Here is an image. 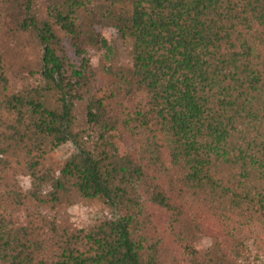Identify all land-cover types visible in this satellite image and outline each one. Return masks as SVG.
I'll list each match as a JSON object with an SVG mask.
<instances>
[{
  "label": "trees",
  "instance_id": "obj_1",
  "mask_svg": "<svg viewBox=\"0 0 264 264\" xmlns=\"http://www.w3.org/2000/svg\"><path fill=\"white\" fill-rule=\"evenodd\" d=\"M77 200L109 215L76 227ZM246 234L264 255V0H0V264H247Z\"/></svg>",
  "mask_w": 264,
  "mask_h": 264
},
{
  "label": "rangeland",
  "instance_id": "obj_2",
  "mask_svg": "<svg viewBox=\"0 0 264 264\" xmlns=\"http://www.w3.org/2000/svg\"><path fill=\"white\" fill-rule=\"evenodd\" d=\"M93 29L99 36L105 38L112 48L111 54L108 56V63L124 66L129 65V41L116 37L115 29L110 26L94 25ZM37 49L38 48L34 46V44H25L22 50V55L10 57L9 61H11V66L9 67V75L10 81L12 82V85L15 87V89H18L23 82H35V76L28 77L27 79L21 81L19 78V71L26 67L34 68L36 66L38 58ZM85 55L88 57L90 65L94 67L98 66L102 62V52L100 50L94 49L93 46H88L86 48ZM78 109H80V107H77L76 110ZM72 150L73 149L70 143L59 142L47 153V167L41 172V175L45 180L51 175L57 174L60 165L68 157ZM17 179L22 188H26L28 186L27 176L19 175ZM58 214L63 216L65 215L68 220L76 227L93 223L104 216L109 215L108 210L102 205V203H87L78 200L69 205H63L58 209ZM14 219L17 223H21L23 221V213L21 211L15 213ZM212 233V231H209L198 234L194 240L195 248L202 250L208 246L213 240ZM244 242L248 249L245 263L264 264V255L259 254L254 248V243L250 235H244Z\"/></svg>",
  "mask_w": 264,
  "mask_h": 264
}]
</instances>
